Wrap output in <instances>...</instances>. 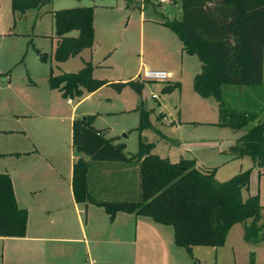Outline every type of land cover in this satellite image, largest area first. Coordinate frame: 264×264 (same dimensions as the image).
<instances>
[{"label":"rangeland","instance_id":"rangeland-1","mask_svg":"<svg viewBox=\"0 0 264 264\" xmlns=\"http://www.w3.org/2000/svg\"><path fill=\"white\" fill-rule=\"evenodd\" d=\"M182 2L183 0H165L164 3L160 0H152L150 3L144 0H52L46 6L49 13L93 7L94 42H98L97 47L101 44L94 54L88 48L76 58L57 62L54 58V17L51 14L38 17V10H30L25 16L19 12L14 13L12 0H0V104L12 100L16 110L21 111L24 102H28L34 111H38L37 118L25 123L30 132L38 135L37 143L42 147L43 155L48 161L56 160L64 170L69 169L74 159L82 157L72 145V123L69 118L72 114H75L76 120L86 116L93 117L92 124L95 128L106 130L109 138L126 144L128 158L138 154L142 144H152V153L169 159L172 163L179 162L181 157L196 159L199 167L215 170V178L219 182L252 170L249 191H245L244 195L248 197L259 194L264 222V175L259 168H254L250 157L232 160L229 153L253 124L242 131L218 125V102L214 98L201 97L194 88V77L201 70L199 59L182 51L179 37L162 25L165 20L181 19ZM11 31L14 32L13 36L10 35ZM77 34L75 31L71 33L72 36ZM85 61H90L93 67L99 64L100 67H96L95 73L93 72L99 80L125 84L134 81L144 86L141 91H137L131 85L116 88L107 82L95 92L84 91L81 98H74L73 104L69 105L68 99L60 90L51 88L50 79L66 73H78L84 68ZM149 64L153 65V70L173 72V78L165 83L144 81L143 73ZM9 81L11 87L7 89ZM176 85L178 88L167 91ZM246 89L226 87L227 100L230 101L231 91H235L234 100H241ZM261 91L264 93V85ZM153 95L157 98H153ZM251 95L257 97L254 91ZM142 111L149 113L150 126L140 130ZM50 114L63 118L51 119ZM261 118L264 119V114ZM124 164L105 165L108 166L106 170L109 169L106 173L120 170ZM99 166L102 165L93 164L89 178L91 191L97 198L140 200L141 196L138 194L127 195L121 184L107 192H100L96 185H102L98 183V179L104 167ZM22 185L23 181L17 183V189L20 190ZM251 221L235 225L223 247H194L191 254L185 248L175 245L170 259L163 261V257L156 256L158 252L154 250L155 247H151V252H147L149 257L141 259L137 264H264V240L252 244L245 239V227ZM168 228L173 232L172 227ZM81 248L80 258L84 261L87 255L83 254L84 248ZM95 249L93 245V254ZM127 252H116L117 264L135 263L130 255L124 260L122 255ZM102 255L105 256V252L101 257ZM69 260L71 264H79L74 263L73 256ZM0 264H14L1 239ZM96 264L105 263L100 258Z\"/></svg>","mask_w":264,"mask_h":264},{"label":"trees","instance_id":"trees-1","mask_svg":"<svg viewBox=\"0 0 264 264\" xmlns=\"http://www.w3.org/2000/svg\"><path fill=\"white\" fill-rule=\"evenodd\" d=\"M152 0H144L150 3ZM52 0H12L13 12L22 15L40 10ZM143 7V6H142ZM58 45L57 62H66L92 48L95 41V9L81 7L54 11ZM163 26L181 40L183 51L196 56L201 72L195 76V91L203 98H214L219 105V123L234 131L249 129L231 148L237 157H250L254 168L264 175V0H183L180 20H165ZM77 31V36L70 35ZM94 67L86 63L78 73L51 77L52 89L60 90L67 99L81 98L84 91L95 92L107 81L93 75ZM116 88L131 85L141 91L144 84L109 83ZM226 87H246L241 100H234ZM176 87H170L176 89ZM254 91L257 97L251 95ZM255 98V99H254ZM93 117L73 122L72 144L82 155L73 167V191L78 203L103 207L111 219L120 213L152 218L156 223L174 229L175 243L192 254L194 247L220 248L230 230L252 220L245 227V239L252 244L264 240V222L259 194L245 197L249 191L252 170L219 182L215 170L196 167V160L181 159L172 163L152 153V144H142L140 152L128 158L126 144L109 138L104 129L93 126ZM150 126L149 113L141 112L140 130ZM95 163H125L132 169L135 184L127 195L141 196L139 201L103 200L91 191L90 170ZM106 180L122 175L112 170ZM131 178V176H130ZM98 183L99 179H98ZM105 184V183H104ZM98 187V185H96ZM100 192H107L98 187ZM97 190V189H96ZM29 213L19 207L13 183L8 174H0V237L26 236Z\"/></svg>","mask_w":264,"mask_h":264},{"label":"crops","instance_id":"crops-1","mask_svg":"<svg viewBox=\"0 0 264 264\" xmlns=\"http://www.w3.org/2000/svg\"><path fill=\"white\" fill-rule=\"evenodd\" d=\"M46 6L38 10V17L46 14L53 16L54 11L49 13L46 11ZM10 35L13 36L14 32L11 31ZM55 37L57 48L58 38ZM97 43L94 42L91 48L93 54L101 47V44L97 47ZM109 56L110 53H108ZM89 62L85 61L84 65ZM98 65L94 67V73L100 67ZM151 66L153 65H147L146 69H151ZM169 73L173 78V72ZM107 82L114 83L112 80ZM7 87V89L11 87L10 81ZM24 103L21 111L16 110L12 100H6L4 104H0V174H8L11 177L17 203L29 213L25 237H0L13 263L71 264L69 258L73 256L74 263L79 264H96L100 258L105 264H117L116 252L128 251L122 255L124 260H127L130 255L134 264H137L141 259L149 257L147 252H151V247H155L154 250L158 252L156 256L163 257L162 261L169 260L171 251L176 245L174 229L172 232L168 228L171 226L156 223L150 217L123 212L111 219L103 207L76 201L73 191V167L78 158L74 159L66 170L56 160L48 161L43 155L44 152L41 151L42 147L37 143L38 135L30 132L25 123L29 119L37 118L38 111H34L33 106L28 102ZM68 104H73L72 99H68ZM49 117L63 118L56 114H50ZM69 118L73 136V122L76 116L72 114ZM229 153L232 160L240 159L231 150ZM94 165L104 167L99 173V182L102 185L98 184V187H104L109 191L121 184L120 186L127 191L133 183L138 190L137 179L132 180L130 172L132 169L121 167L119 172L121 174L122 171L123 174L119 175L120 180L116 178L110 181L106 180V175L110 174L106 173L109 169L106 170L108 166L105 165L113 164L96 163ZM196 167L201 168L197 160ZM21 181L24 185L19 190L17 183ZM94 208L97 210H93ZM93 245L96 248L94 254ZM81 247L84 248L83 254L87 255L84 261L80 258ZM99 252H105L106 255L101 257L102 253Z\"/></svg>","mask_w":264,"mask_h":264},{"label":"built area","instance_id":"built-area-1","mask_svg":"<svg viewBox=\"0 0 264 264\" xmlns=\"http://www.w3.org/2000/svg\"><path fill=\"white\" fill-rule=\"evenodd\" d=\"M160 2L164 3L165 0H160ZM143 78L146 82L165 83L171 79V74L163 70L146 69L144 70ZM152 97L155 99L157 98L156 95H153Z\"/></svg>","mask_w":264,"mask_h":264},{"label":"water","instance_id":"water-1","mask_svg":"<svg viewBox=\"0 0 264 264\" xmlns=\"http://www.w3.org/2000/svg\"><path fill=\"white\" fill-rule=\"evenodd\" d=\"M83 119H85V117H83Z\"/></svg>","mask_w":264,"mask_h":264}]
</instances>
